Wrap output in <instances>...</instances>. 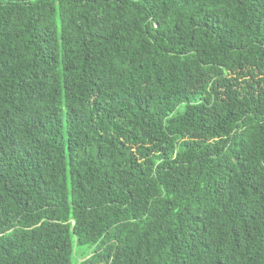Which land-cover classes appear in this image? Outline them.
Listing matches in <instances>:
<instances>
[{"label":"trees","instance_id":"trees-1","mask_svg":"<svg viewBox=\"0 0 264 264\" xmlns=\"http://www.w3.org/2000/svg\"><path fill=\"white\" fill-rule=\"evenodd\" d=\"M0 264H264V0H0Z\"/></svg>","mask_w":264,"mask_h":264}]
</instances>
